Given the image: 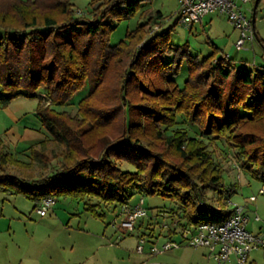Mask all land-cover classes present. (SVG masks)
I'll return each instance as SVG.
<instances>
[{
    "label": "trees",
    "instance_id": "trees-1",
    "mask_svg": "<svg viewBox=\"0 0 264 264\" xmlns=\"http://www.w3.org/2000/svg\"><path fill=\"white\" fill-rule=\"evenodd\" d=\"M152 1L88 0L91 15L83 16L73 0H0V109L40 97L35 118L47 134L27 147L28 163L0 148V188L33 209L69 197L96 219L104 218L102 204L119 207L138 191L171 200L164 211L183 226L219 224L231 214L229 197L219 196L214 208L208 193L230 195L234 187L226 188L211 148L218 139L264 183V71L238 67L212 43L203 58L187 43L172 44L179 17L165 30L143 22L112 45L118 24L143 15ZM75 98L71 115L63 108ZM36 160L57 166L39 178L7 172Z\"/></svg>",
    "mask_w": 264,
    "mask_h": 264
},
{
    "label": "rangeland",
    "instance_id": "rangeland-1",
    "mask_svg": "<svg viewBox=\"0 0 264 264\" xmlns=\"http://www.w3.org/2000/svg\"><path fill=\"white\" fill-rule=\"evenodd\" d=\"M87 1L73 0L76 5V14L80 10L85 13L83 16L91 15L92 10ZM254 2L245 5L243 9L249 8V10H253ZM157 11H160L161 19L155 18ZM246 13L251 18V13ZM178 17V0H153L151 5L145 8L143 15L140 17L135 16L118 24L111 35L110 42L112 45L118 43L124 38L127 30H132L146 21L150 29L160 28L165 30L173 26ZM253 28L257 34L254 41L250 42L247 40L245 46L241 50L236 51L233 46L237 34L236 30L225 17L210 15L200 23L192 26L184 25L181 22L175 24L171 34V43L175 45L189 44L191 54L199 58L211 53L214 46L218 50L234 56L238 67H243L244 69L255 67L264 71V0H261L257 7ZM260 40H262V43ZM211 43L213 46H211ZM186 77L187 64L183 62L175 81L181 85L186 80ZM35 98L37 102L40 99L38 96ZM76 101V98L72 99L63 109L67 110L71 115H75L77 109ZM19 102L24 106L22 107L23 109L21 108L22 111L26 112L30 118L35 116L36 102L34 99L20 98L14 102V105ZM41 102L43 103L42 99ZM21 110L19 109V111ZM8 126H11V124ZM189 130L193 136L198 134L194 127H189ZM50 142L48 143L49 148H54V145ZM38 144L39 142L32 145L37 146ZM211 148L216 161L224 167L223 179L226 188H229V186L238 187L241 181H249L252 185L258 183L244 172L240 159L229 148L225 139H218L211 143ZM26 149L13 151L12 154L24 161V163H28L30 159L28 158L29 152ZM55 166H57V160H53L50 165H44L41 161L36 160L32 163L31 168L9 166L7 172L21 177L30 173L35 178H39L49 173ZM120 167L123 170H134L126 163L121 164ZM165 175L168 176V173H165ZM208 194L210 199L207 203L214 208H218L219 201L217 198L219 196L225 198L228 196L230 203H233L239 193L227 195L226 192L218 194L210 191ZM141 199L147 209L148 217L144 220L143 228H137L136 226L132 232L125 235L116 225H113L114 222L118 223L121 219L118 216V205L102 204L99 211L104 213V218L96 219L91 217L87 211H84L83 202L63 196L56 199L54 210H52V207V209L48 210L45 217H40L37 214V209H33V203L30 200L24 196L12 194L10 191L7 193L0 190V264H6V260L9 257L12 258L11 255L14 253L22 255L24 258L23 264H54V261L59 256L64 255L68 251L62 249V246L66 244L65 248H68L70 242H66L70 241L71 238L75 242L76 251L73 252L78 253L80 257L85 256L82 248L88 247L87 250H92L95 257L89 261L90 264H214L207 259L205 251L198 248L186 247L157 255L150 254L152 243L147 237L142 235L145 231L144 229L149 226L155 237H159L158 241H154L155 245L161 246L165 242L164 238L161 237L164 235L162 228L164 220L158 216V211L170 209L174 207V204L169 199L157 195L151 196L138 191L134 193L129 204L137 205ZM56 213L60 217L65 216L63 225L58 221ZM67 224L72 227L78 224L87 231V234L68 230L66 229ZM103 231H107L106 240L110 241H104L105 247L96 251L97 236L103 234ZM124 236L125 238H123ZM110 237L113 239H108ZM141 239L146 243H141ZM139 243L144 248L140 254L137 253ZM14 244H17L18 247H15ZM101 257H106V259L103 260Z\"/></svg>",
    "mask_w": 264,
    "mask_h": 264
},
{
    "label": "built area",
    "instance_id": "built-area-1",
    "mask_svg": "<svg viewBox=\"0 0 264 264\" xmlns=\"http://www.w3.org/2000/svg\"><path fill=\"white\" fill-rule=\"evenodd\" d=\"M255 0H178L180 22L187 26L198 24L207 16L218 15L225 17L231 26L238 32L234 43L236 50H241L247 40L255 39L252 23V10L243 7ZM246 12L251 13V18ZM258 195H264V184L258 189ZM256 195L249 197L255 201ZM56 199L41 200L36 208L37 214L44 216L55 205ZM231 210L230 216L222 223H202L198 225H181L177 218H170L164 210L158 211V216L164 220L162 228L165 242L161 246L155 245V234L149 238L150 254L157 255L181 248H204L207 256L216 264H227L234 261L236 264H249L250 254L264 248V236L254 234L248 230V215L243 205L227 202ZM119 208L118 223H113L121 232H132L137 224L148 217L147 209L141 199L137 205L123 204ZM258 219V217H256ZM161 236V235H159ZM155 241V242H154ZM145 244L143 239L140 241ZM140 243L137 246L139 253L143 252Z\"/></svg>",
    "mask_w": 264,
    "mask_h": 264
},
{
    "label": "crops",
    "instance_id": "crops-1",
    "mask_svg": "<svg viewBox=\"0 0 264 264\" xmlns=\"http://www.w3.org/2000/svg\"><path fill=\"white\" fill-rule=\"evenodd\" d=\"M237 38H238V32L236 34L235 41L237 40ZM223 53L226 54L227 56H232L230 53H225V52ZM18 99L20 98H16L15 100H13L6 108L0 109V148H3L5 151L9 153H12L13 151H17L19 149H25L32 144L41 142L47 137L46 132L42 128L41 124L37 121L35 116L30 118L26 112L21 110V108L24 107L23 105H21L22 103L19 102L16 105H14V102H16ZM34 101L36 102L35 105V109H36L38 102L36 98H34ZM19 109L21 111H19ZM2 112H6V113H2ZM10 124L11 126H8ZM263 184H264L263 182H258L256 185H252V183H250L249 181L247 182L241 181L239 183V186L234 187L233 188L234 190L232 191V193L235 194L237 192L239 193L238 195H236L237 199L233 203L243 205L245 207V211L248 215V224H247L248 230L254 234H259L262 236H264V195H258L257 193H258V189ZM0 190L8 193V191L3 188H1ZM253 195H256L257 198L255 201H250L249 197ZM54 208L55 206H53L52 210H54ZM56 215L60 224L63 225L65 216L60 217L59 214L57 213ZM45 216L46 215L40 217H45ZM256 217H258V219H256ZM143 224H144V220L140 221L137 224V228H143L142 227ZM66 229L87 234V231L84 230V228H81L78 224H76L75 227H72L69 224H67ZM144 230L145 231L143 232L142 235L147 237L149 240V238L152 237L154 233L152 232L151 229H149V226L146 227ZM102 233L103 234H101L100 236H97L98 243H97L96 251L101 250V248L105 247L104 241H108V242L110 241V240H106L107 231H103ZM122 233L128 235L130 232H122ZM67 237H69V235H67ZM123 238H125V236ZM108 239H113V238L110 237ZM158 239L159 237L155 241H158ZM66 243H69L68 248H65L66 244H63L62 249L68 251L64 255L59 256L58 259L54 261V264H90L89 261L94 259L95 256L93 255L92 250H87L88 247L82 248V251L85 252V256L80 257L78 253L73 252L76 251L75 242L73 241V239L71 238V240L67 241ZM14 245L15 247H18L17 244ZM198 249H203L207 256L206 249L204 248H198ZM137 253L139 252L137 251ZM11 256L12 258L9 257V259L6 260V264H23L24 258L22 257V255L20 256L14 253ZM101 259L104 260L106 259V257L103 258L101 257ZM207 259L212 261L214 264H216L213 260L209 259L208 256ZM109 263H111V261H109ZM227 264H236V263L234 261H231ZM249 264H264V248L256 250L250 254Z\"/></svg>",
    "mask_w": 264,
    "mask_h": 264
},
{
    "label": "water",
    "instance_id": "water-1",
    "mask_svg": "<svg viewBox=\"0 0 264 264\" xmlns=\"http://www.w3.org/2000/svg\"><path fill=\"white\" fill-rule=\"evenodd\" d=\"M259 1L260 0H255V2H254V6H253V10H252V23H254V15H255V11L258 7Z\"/></svg>",
    "mask_w": 264,
    "mask_h": 264
}]
</instances>
